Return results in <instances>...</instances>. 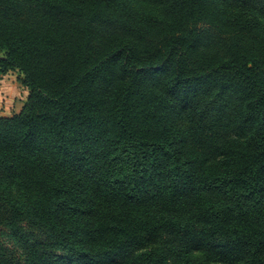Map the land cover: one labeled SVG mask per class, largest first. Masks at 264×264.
Wrapping results in <instances>:
<instances>
[{"label":"trees","instance_id":"trees-1","mask_svg":"<svg viewBox=\"0 0 264 264\" xmlns=\"http://www.w3.org/2000/svg\"><path fill=\"white\" fill-rule=\"evenodd\" d=\"M262 15L0 0V80L29 91L0 117V227L22 246L0 264H264Z\"/></svg>","mask_w":264,"mask_h":264},{"label":"rangeland","instance_id":"rangeland-1","mask_svg":"<svg viewBox=\"0 0 264 264\" xmlns=\"http://www.w3.org/2000/svg\"><path fill=\"white\" fill-rule=\"evenodd\" d=\"M234 6V2H231L229 6ZM135 6L139 9H144V10H152L153 11V6L149 4H145L143 2H135ZM261 24L264 26V15L260 16ZM6 78H8L6 80ZM1 80H6V84L8 85V89L6 93L3 92V94L0 95V113H5V114H12L16 110L22 106V103H25V93L24 90L27 89V87L21 83L20 80V73L19 72H10L9 74L5 75ZM11 83L14 85L13 87L11 86ZM24 87L26 89H24ZM1 90V89H0ZM28 90V89H27ZM8 95L7 98H10L8 100L4 97ZM14 94H15V99H14ZM16 101V102H15ZM14 107V109H12ZM101 167L105 168L104 162H98L94 164V167ZM85 177H87L91 183V185L94 188L95 193L97 194V198L99 200H102V195L104 191L96 184V178L95 175H89L86 172H81ZM9 191L16 197H21V190L15 186L12 185L9 188ZM215 199H220V196L215 195ZM28 232L32 234H38L39 232L37 230H34L33 228L27 226ZM43 235H41L42 237ZM0 250L5 251V252H10V253H15L17 255L22 254V246L16 241L14 236L9 232L8 229L0 227ZM59 254H64V253H59ZM203 252H196L194 253L195 256H201ZM56 264H61V263H56ZM97 264V263H96ZM98 264H103V263H98ZM108 264V263H105Z\"/></svg>","mask_w":264,"mask_h":264},{"label":"crops","instance_id":"crops-1","mask_svg":"<svg viewBox=\"0 0 264 264\" xmlns=\"http://www.w3.org/2000/svg\"><path fill=\"white\" fill-rule=\"evenodd\" d=\"M7 79H8V78H6V80H7ZM6 80H0V89H1V90H0V95L3 94V92L6 93V91H7V89H8V85L6 84ZM11 86L13 87L14 85L11 83ZM24 89H26V88L24 87ZM24 93H25V99L27 100V97H28L29 91L26 89V90H24ZM4 97L8 100V102H10V101H9L10 98H7L8 95L5 96V94H4ZM13 97H14V99H15V94H14ZM15 102H16V101H15ZM23 106H24V103H22V106H20L19 109L16 110V108H15V112L12 113V114H5V113L2 114V113H0V117H2V116H11V115H13V114H15V113H20V111L22 110ZM12 109H14V107H13Z\"/></svg>","mask_w":264,"mask_h":264}]
</instances>
